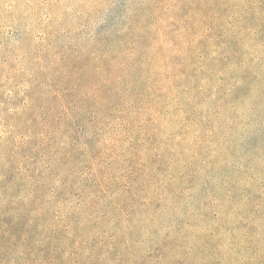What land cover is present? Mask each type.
I'll list each match as a JSON object with an SVG mask.
<instances>
[{
    "label": "rangeland",
    "instance_id": "obj_1",
    "mask_svg": "<svg viewBox=\"0 0 264 264\" xmlns=\"http://www.w3.org/2000/svg\"><path fill=\"white\" fill-rule=\"evenodd\" d=\"M0 264H264V0H0Z\"/></svg>",
    "mask_w": 264,
    "mask_h": 264
}]
</instances>
